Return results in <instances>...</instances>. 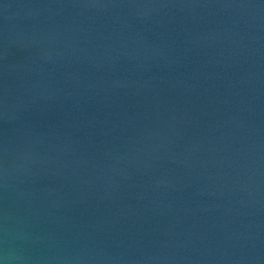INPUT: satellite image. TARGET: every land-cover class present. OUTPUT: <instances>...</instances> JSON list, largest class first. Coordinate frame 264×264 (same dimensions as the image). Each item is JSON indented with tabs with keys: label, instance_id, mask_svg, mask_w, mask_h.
I'll use <instances>...</instances> for the list:
<instances>
[{
	"label": "water",
	"instance_id": "obj_1",
	"mask_svg": "<svg viewBox=\"0 0 264 264\" xmlns=\"http://www.w3.org/2000/svg\"><path fill=\"white\" fill-rule=\"evenodd\" d=\"M0 264H264V0H0Z\"/></svg>",
	"mask_w": 264,
	"mask_h": 264
}]
</instances>
